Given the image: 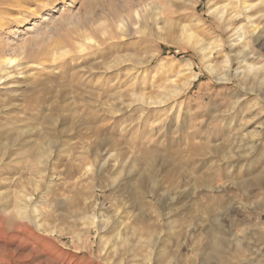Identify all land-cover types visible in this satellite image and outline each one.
<instances>
[{"label": "rangeland", "instance_id": "rangeland-1", "mask_svg": "<svg viewBox=\"0 0 264 264\" xmlns=\"http://www.w3.org/2000/svg\"><path fill=\"white\" fill-rule=\"evenodd\" d=\"M261 1L259 12L264 13ZM156 3L165 8L160 18L168 17L172 24L150 33V23L159 17ZM222 4L223 0L9 4L10 12L2 16L0 45H6L8 56L16 61L6 70L10 77L0 84V104L4 103L0 132L3 143L18 137L11 149L23 154L0 163L2 190L26 198L32 194L27 214L33 219L36 206L42 216V225L25 221L27 228L14 232L21 243L0 239L2 256L10 242L27 248L29 260L10 258V264H35L37 258L53 264H183L185 254L192 253L183 246L188 232L192 241L204 240L200 229L188 231V222L207 226L237 222L238 228L244 227L245 239L264 252V213L251 210L262 199L246 201L234 186L246 178V169L251 174L261 167L264 133L257 132V122L264 121V100L257 95L260 85H239L234 71L231 80L224 79L229 74L223 68L224 54L232 65L234 51L213 13ZM181 25L191 26L210 44L217 76L186 45ZM108 33L115 36L109 38ZM222 44L225 52L220 50ZM25 45L39 54L24 57ZM250 48L260 56L255 61L264 63V49L257 44ZM114 92L120 97L114 98ZM95 94L101 95L99 101ZM160 99L163 102L157 104ZM248 131L258 133L251 144L237 141ZM220 143H229L230 165L205 148ZM37 150L39 154L29 155ZM152 151L158 162L152 184L158 197L147 195L136 206L121 187L128 173L150 176L143 159ZM41 152L48 154L46 166L39 161ZM183 170L196 180L207 177L214 187L230 190L184 198L179 177ZM196 180L192 187L198 185ZM240 202L248 211L226 210H236ZM102 212L131 227L149 224V233L128 234V240L122 234L124 242L118 238L113 244L112 228L89 225V217H100ZM11 215L7 211L4 217Z\"/></svg>", "mask_w": 264, "mask_h": 264}, {"label": "bare ground", "instance_id": "bare-ground-1", "mask_svg": "<svg viewBox=\"0 0 264 264\" xmlns=\"http://www.w3.org/2000/svg\"><path fill=\"white\" fill-rule=\"evenodd\" d=\"M14 1L15 0H0V26L3 23L2 22V19H3L2 16H4V14L10 12L11 9L8 6L10 3L14 2ZM151 1H153V0H151ZM261 2H262L261 0H223V4L218 6L217 8H215L213 10V13L218 19L219 27L222 28L223 31L225 32V34H227V36H228L229 43H230L229 44L230 50L234 51V52H232V53H234V55H233L234 63L231 65L229 63L230 56H228L227 52H225V50H226L225 46L223 44L221 45L220 50L225 52L224 59H223V63L225 64V66L223 65V68H227V70L229 72V74H225L224 79L225 80H231L232 75H233L232 71H234V74L237 76L239 85L242 86V85H244L246 83H250V82L253 85H256V84L260 85L259 90H257L258 91L257 95H260L262 97V99L264 100V63L259 64L260 62L255 61L256 59H259L260 56L256 52L252 51L250 48L251 44H257V46H259V48L264 49V25H262V24L260 25V23L264 20V13L259 12V11H261L260 7H259V6H261ZM156 7L160 9V11L158 12L159 17H155L153 19V21L150 23V33L154 32L155 30L160 31L161 29L167 28L170 26V24H172V22L169 20L168 17L162 16V18H160L161 15L164 14V10H165L164 6H162V4L156 3ZM160 23H162V24L160 25ZM36 25H37V21L33 22V26H36ZM174 25H176V24H174ZM101 30L107 31L106 28L101 29ZM181 31H182L183 40L186 43V45L188 47H190L192 50H194L195 52H197L200 56V61L204 64V67L209 72H211L212 74H215L217 76V74H219V73H217V69H218L217 66L218 65L215 64L213 59H212L210 44L207 43L204 39L198 37L197 34H195L192 31V28L189 25H181ZM137 32H141V31H137ZM143 33H145V32H143ZM108 34H109V38H113L115 36L113 33H108ZM145 34H147V33H145ZM7 51H8V49L6 48V45H0V84H3L4 81L8 78L9 75H8L6 70L11 65H13V63H15V61H16L15 58L8 56ZM22 54L24 57L30 59V57H32L33 54L36 55L39 53L38 52L34 53L29 47H27L25 45L24 50L22 51ZM42 55H47V53H45V54L42 53ZM127 59H129V58H127ZM122 60L119 58H116L115 61L121 62ZM136 62H138V61H136ZM216 78L218 80L222 79L220 77H216ZM249 91H250V89H249ZM250 93H252V92H250ZM113 96H114V98L120 97V95L116 92H114ZM100 99H101V95L97 94L96 95V101H99ZM0 102H3V99H1ZM155 102L157 104H160L163 101L160 99L159 101H155ZM2 104H4V103H2ZM2 104H0V107L4 106ZM252 118H254V117H251L250 120ZM257 124L259 127V130L257 132L259 134L264 133V121L263 122H257ZM2 133L0 132V163L4 162L5 160H6V162H9L13 159V156H15V155L19 156L20 154H23L22 151L18 152V151L11 149V148H13L15 143L18 141V137L17 138L16 137L9 138V140H7L5 143H3L2 142ZM60 133H62V132H60ZM258 133H255V131L254 132L248 131L245 134H240V137L237 138V141L241 140L244 142L246 141L248 143L252 142V141H254L253 137L255 135H258ZM49 143H51V142H49ZM229 143H227V144H229ZM227 144H224V143L214 144L212 147L205 145L206 146L205 148H210V150H212L211 152L220 156L223 160L226 159V161L230 165L231 164L230 161L233 160V156L227 154V152H228ZM232 144H234V143H230L229 145H232ZM249 144H251V143H249ZM229 148H231V147H229ZM56 150H58V149H56ZM194 150H196V149H194ZM50 153H51V151L48 152V154H50ZM37 154H39L38 150L32 151L31 153H29V155L32 157L37 155ZM47 155L41 152V154L39 156V159H40L39 161L42 162L43 166L47 165ZM108 157H110V155ZM111 157H112V154H111ZM238 157H242V155H238ZM41 158H43V159H41ZM17 161H20V158H18ZM143 164H144L146 169L150 170V173H148V175H150V176H145L142 173H139V171H138V173H135V174H129L128 173V174H126L125 184L122 187L120 186L121 192L128 193L130 198L134 200V203L136 206L138 204H141V202H142L141 200L144 197H146L147 195L151 194V195L158 197V193H159L157 191V189L154 187V185H152L156 180V168L158 165L156 153H153V151L148 152L144 156ZM140 165H142V164H140ZM137 166H138V164H137ZM231 167H233V166H231ZM142 168L144 169V167H142ZM139 169H137V170H139ZM244 172H246L245 173L246 178L243 179L242 181H239L238 183H234V186L236 187L237 190L239 189V191H241L243 193L242 196L244 197V199L246 201H250L251 197L252 198H255V197L261 198L262 201L259 203H256L254 208H251V210L252 211L258 210V211H260V213H262V212L264 213V158L261 162V167H260L259 171H255V172L249 174V170L246 169ZM148 177H150V179ZM179 177L182 180L181 184H182V182L184 184L183 189L181 191L182 196L184 198H189V197H192L193 195H196V196L205 195V193H211L215 190L224 191V192H228L230 190V189L228 190V188L219 187V186L214 187L211 184V182H209L207 180V177H206V179H197L196 180L195 177L193 178L185 170H183L180 173ZM149 180H150V184L152 187L150 186V189H147L146 185L148 186ZM192 180H196V181H194V183L195 182L198 183V185L196 187L195 186L192 187L190 185V183H192ZM2 183H5V182H4V179L0 177V239L1 240L7 239V238H9L10 240L11 239H18V240H20L19 243H21V238L19 237V235H16L14 232H16V231L21 232V230L27 228V223L25 221L30 222V223L33 222V223H35L36 226L42 225V223L40 222L41 221L40 218L42 216L38 215L36 206L32 207L33 219H30V217L27 214V209H28V207H30L29 204L31 201V197H33L32 194H30V197H28V198H26L25 195L24 196H20L18 194L11 195L9 191L2 190ZM173 183H174V181H173ZM133 184H135L138 189H134L132 187ZM3 187H4V185H3ZM21 193L22 192H20V194ZM53 203H54V201H53ZM241 204H242L241 202L239 204H237L236 210H228V209H226V210L227 211H248L246 209V207L240 206ZM83 208H85V207H83ZM7 211H12V215H11L10 219L9 218L7 219L6 217H4L5 213ZM94 212L95 211H93V213ZM103 212L100 215V217H97L94 215L89 217V225L90 226L96 225L101 229L106 228L108 231H110L109 228H112L111 230L115 231V234L113 235L114 236V238H113L114 241L112 242L113 244H115V242L118 238L122 239L124 242L125 236L121 237L122 234H126V238L128 240V234H132L134 236H137L138 234L149 233V224L146 227L145 226H143V227H140V226L139 227H135V226L131 227V226L125 225V223L122 222V220H117L116 218H114V216L109 215V214L108 215L104 214ZM39 216H40V218H39ZM46 217H47V215H46ZM260 217H261V215H260ZM15 218L20 219V221H17L16 224L12 225L11 222ZM43 221H46V220H43ZM239 221L244 222V219L239 218L238 222ZM236 225H238V223L234 222V221H230L229 224H225L223 222H213L212 225H210V226L199 224V223H195V224L193 223L192 224V223L188 222V225H187L188 231H190L189 228L190 229L192 228V231L200 229L199 232H203V234H204V240L203 239H202L203 241L199 240L196 243V242L191 240L190 233L188 232L186 238L183 241V246L186 250L190 249L192 251V253H191V255L185 254V256L183 258V264H264V252L255 243L249 242L248 240L245 239L246 236L244 235V229H243L244 227L238 228ZM245 225L248 226V224H245ZM36 228H38V227H36ZM49 230L50 229H48V231ZM150 235H151V229H150ZM26 245H28V244L26 243ZM9 247L10 248L9 249L7 248L8 249L7 253L4 256L1 255L2 252L0 253V264H10V258H15L16 262L17 261H25L26 259L29 260L28 259L29 253L26 251L27 248H25L24 246L10 242ZM1 249H4V246L2 244L0 245V250ZM150 249H151V247H150ZM31 252H32V249H31ZM34 253H35V251H34ZM37 253H35V254H37ZM2 254H4V252ZM32 257H34V256H32ZM37 260H38V262L36 261L35 264H53V263H50L51 261L48 262L46 260V258L40 259V260H39V258H37ZM12 264H15V263H12ZM169 264H176V263L173 262V263H169Z\"/></svg>", "mask_w": 264, "mask_h": 264}]
</instances>
